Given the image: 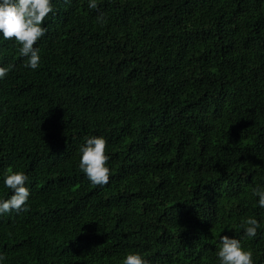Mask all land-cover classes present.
Instances as JSON below:
<instances>
[{
	"label": "trees",
	"instance_id": "trees-1",
	"mask_svg": "<svg viewBox=\"0 0 264 264\" xmlns=\"http://www.w3.org/2000/svg\"><path fill=\"white\" fill-rule=\"evenodd\" d=\"M88 3L52 0L36 70L0 34V200L8 167L31 192L0 214L2 264H219L224 235L264 264V0ZM91 136L103 187L79 168Z\"/></svg>",
	"mask_w": 264,
	"mask_h": 264
},
{
	"label": "clouds",
	"instance_id": "clouds-1",
	"mask_svg": "<svg viewBox=\"0 0 264 264\" xmlns=\"http://www.w3.org/2000/svg\"><path fill=\"white\" fill-rule=\"evenodd\" d=\"M68 3L69 0H64ZM88 7L97 9V0H89ZM54 13L52 0H0V34L5 40H14L19 46V55L26 58L25 68L36 70L40 65L39 49L35 47L43 38L47 29L43 27L45 20ZM96 22L103 25L104 14L96 17ZM14 65L0 66V80L7 77ZM79 168L93 186L103 187L109 184L111 169L107 154V140L102 136L85 137V144L80 147ZM28 176L22 171H14L8 167L4 176V185L12 191L10 198L0 200V214L27 212L26 206L31 192L26 187ZM253 195L259 198V206L264 208V188L257 186ZM245 236L251 238L257 235L260 223L254 217L241 222ZM219 264H254L253 252L246 250L239 239L221 237L220 247L216 252ZM7 259L0 255V264ZM122 264H148L140 253H129Z\"/></svg>",
	"mask_w": 264,
	"mask_h": 264
}]
</instances>
